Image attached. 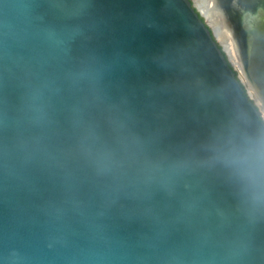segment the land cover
Returning <instances> with one entry per match:
<instances>
[{"label":"water","instance_id":"obj_1","mask_svg":"<svg viewBox=\"0 0 264 264\" xmlns=\"http://www.w3.org/2000/svg\"><path fill=\"white\" fill-rule=\"evenodd\" d=\"M0 264H264V118L194 0H0Z\"/></svg>","mask_w":264,"mask_h":264},{"label":"flooded vegetation","instance_id":"obj_2","mask_svg":"<svg viewBox=\"0 0 264 264\" xmlns=\"http://www.w3.org/2000/svg\"><path fill=\"white\" fill-rule=\"evenodd\" d=\"M237 44L243 71L236 75L264 118V0H219Z\"/></svg>","mask_w":264,"mask_h":264},{"label":"bare ground","instance_id":"obj_3","mask_svg":"<svg viewBox=\"0 0 264 264\" xmlns=\"http://www.w3.org/2000/svg\"><path fill=\"white\" fill-rule=\"evenodd\" d=\"M219 0H194L197 8L206 17L212 26L218 40L227 52L231 62L235 68L244 73L241 57L237 48V44L231 36L230 29L226 23V16L220 5Z\"/></svg>","mask_w":264,"mask_h":264}]
</instances>
